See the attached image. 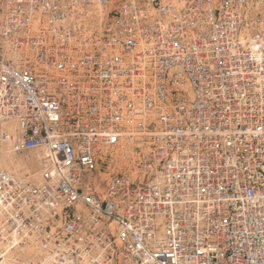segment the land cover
<instances>
[{"label":"built area","instance_id":"1","mask_svg":"<svg viewBox=\"0 0 264 264\" xmlns=\"http://www.w3.org/2000/svg\"><path fill=\"white\" fill-rule=\"evenodd\" d=\"M0 146V264H264V0H0Z\"/></svg>","mask_w":264,"mask_h":264},{"label":"rangeland","instance_id":"2","mask_svg":"<svg viewBox=\"0 0 264 264\" xmlns=\"http://www.w3.org/2000/svg\"><path fill=\"white\" fill-rule=\"evenodd\" d=\"M5 147L6 149H4ZM3 152L5 153L6 156L3 155ZM24 166L30 167L29 163L24 164V161L20 157L14 155L11 150L8 151V146H0V169H6L8 171L17 172L18 170L22 169ZM32 249L34 250V254L36 255V250L33 247ZM18 250L26 251L27 246H23L22 248Z\"/></svg>","mask_w":264,"mask_h":264},{"label":"bare ground","instance_id":"3","mask_svg":"<svg viewBox=\"0 0 264 264\" xmlns=\"http://www.w3.org/2000/svg\"><path fill=\"white\" fill-rule=\"evenodd\" d=\"M10 131H14V126L10 129ZM4 149H6V147ZM10 150H9V147H8V151H10ZM3 155H5L4 152H3ZM0 226H2L1 225V220H0ZM34 256H35V254H34V250L32 249V246H27V250L26 251L18 250V251H15L14 253H11L7 257V259L3 262V264H30V260Z\"/></svg>","mask_w":264,"mask_h":264}]
</instances>
